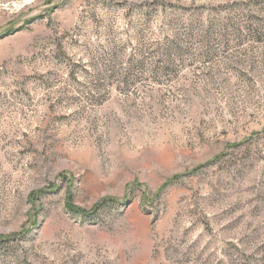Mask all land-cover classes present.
I'll return each instance as SVG.
<instances>
[{
  "label": "rangeland",
  "instance_id": "rangeland-1",
  "mask_svg": "<svg viewBox=\"0 0 264 264\" xmlns=\"http://www.w3.org/2000/svg\"><path fill=\"white\" fill-rule=\"evenodd\" d=\"M0 264H264V0H0Z\"/></svg>",
  "mask_w": 264,
  "mask_h": 264
},
{
  "label": "trees",
  "instance_id": "trees-1",
  "mask_svg": "<svg viewBox=\"0 0 264 264\" xmlns=\"http://www.w3.org/2000/svg\"><path fill=\"white\" fill-rule=\"evenodd\" d=\"M102 204H105V203L104 202L103 203H98L97 205L94 206V208H100L102 206Z\"/></svg>",
  "mask_w": 264,
  "mask_h": 264
}]
</instances>
